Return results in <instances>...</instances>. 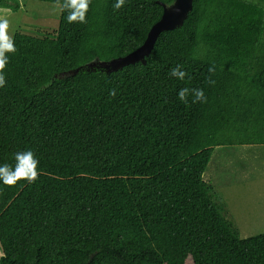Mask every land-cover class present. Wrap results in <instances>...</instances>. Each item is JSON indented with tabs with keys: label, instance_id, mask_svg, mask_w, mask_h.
<instances>
[{
	"label": "trees",
	"instance_id": "16d2710c",
	"mask_svg": "<svg viewBox=\"0 0 264 264\" xmlns=\"http://www.w3.org/2000/svg\"><path fill=\"white\" fill-rule=\"evenodd\" d=\"M174 1L90 0L85 23L61 11L56 37L15 33L0 164L32 150L40 174L0 184V264H264V234L241 238L204 179L216 148L264 145V0H194L146 64L83 69L135 51Z\"/></svg>",
	"mask_w": 264,
	"mask_h": 264
},
{
	"label": "rangeland",
	"instance_id": "374dc122",
	"mask_svg": "<svg viewBox=\"0 0 264 264\" xmlns=\"http://www.w3.org/2000/svg\"><path fill=\"white\" fill-rule=\"evenodd\" d=\"M19 2L16 13L0 9V18L10 21V35L20 32L40 38L56 37L60 5L35 0ZM204 179L212 185L215 200L241 238L264 234V145L216 148ZM2 255L0 245V258Z\"/></svg>",
	"mask_w": 264,
	"mask_h": 264
},
{
	"label": "clouds",
	"instance_id": "9594fccd",
	"mask_svg": "<svg viewBox=\"0 0 264 264\" xmlns=\"http://www.w3.org/2000/svg\"><path fill=\"white\" fill-rule=\"evenodd\" d=\"M127 0H114L113 8L117 11L123 9ZM90 0H62L61 10L67 13L65 19L69 24L85 23L89 11ZM10 21L7 18H0V88H3L7 81L4 74L5 66L8 64V54L16 51L14 37L10 35ZM170 78L184 81L188 73L183 70V66L173 67ZM110 95L115 96V90ZM178 99L187 104L189 97L192 103H206L207 97L202 88L183 87L179 89ZM14 167L9 164H0V184L14 186L19 181L34 183L40 174V161L32 150L18 151L15 153Z\"/></svg>",
	"mask_w": 264,
	"mask_h": 264
},
{
	"label": "water",
	"instance_id": "95a60500",
	"mask_svg": "<svg viewBox=\"0 0 264 264\" xmlns=\"http://www.w3.org/2000/svg\"><path fill=\"white\" fill-rule=\"evenodd\" d=\"M193 4L194 0H175L170 5L163 4L164 13L161 19L152 27L145 42L139 48L125 56L117 57L108 61H94L89 63L88 66L83 69L88 72L102 70L107 74H111L128 65H133L139 62L146 64V58L152 53L160 34L165 31L181 28L193 10ZM79 71L80 68H77L74 71L64 72L57 75L56 78L64 79L79 73ZM94 256V254L91 255L88 264L92 262Z\"/></svg>",
	"mask_w": 264,
	"mask_h": 264
},
{
	"label": "crops",
	"instance_id": "0c3cea01",
	"mask_svg": "<svg viewBox=\"0 0 264 264\" xmlns=\"http://www.w3.org/2000/svg\"><path fill=\"white\" fill-rule=\"evenodd\" d=\"M15 33H12V36H14Z\"/></svg>",
	"mask_w": 264,
	"mask_h": 264
}]
</instances>
